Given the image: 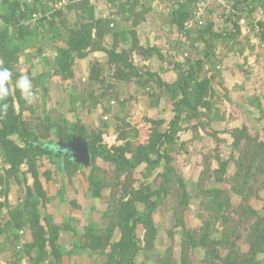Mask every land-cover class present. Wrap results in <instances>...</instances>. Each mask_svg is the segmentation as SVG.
<instances>
[{
  "label": "trees",
  "instance_id": "1",
  "mask_svg": "<svg viewBox=\"0 0 264 264\" xmlns=\"http://www.w3.org/2000/svg\"><path fill=\"white\" fill-rule=\"evenodd\" d=\"M103 1L110 10L108 16L100 15L90 0H0V63L13 73L11 94L0 101L9 105L7 114L0 115V255L10 253L9 264L25 260L28 264H65L66 256L83 255L92 264H264V207L262 211L253 205L256 200L264 202V121L248 112L254 123L251 128H214L228 122L220 105L224 98L232 101L223 80L225 60L235 54L243 57V65L238 66L241 71L252 58L264 68V53L255 55L263 45L255 48L250 42L254 35L264 43V20L255 16L258 11L264 13V0H223L224 12L221 5L206 0ZM156 2L168 4L164 22L177 31V60L160 45L142 44L139 29ZM242 18L245 28L238 25ZM47 46L55 53L51 58L43 57ZM222 47L226 51L220 56ZM29 50L43 57L49 68L34 78L28 73L35 88L43 87V97L51 76L70 80L78 60L90 53L107 57L104 64L96 61L91 66L88 81L97 89L81 101L95 107L103 102L117 104L115 121L123 115L124 128L117 127L115 144L104 142L110 128L106 122L103 131H90L81 120L53 117L44 102L40 113L37 106L26 103L16 81L21 76L20 56ZM154 60L161 63L158 70L150 66ZM169 72L175 74L172 81L164 79ZM243 76L249 79L252 73ZM120 84L127 86V94L134 86L137 95L147 98L150 110L162 103L172 106L168 127H164L165 119L146 118L150 128L142 142L140 130L125 115L132 95L122 97ZM246 101L264 114L260 99ZM75 103L72 99L74 107ZM102 113L111 114L112 107ZM188 133L191 140H181ZM74 136L88 143L89 167L78 164L59 146ZM204 138L216 146L202 152L200 177L189 190L175 165L176 157L188 158L193 154L191 147ZM228 144L231 154L226 160L221 148ZM43 158L61 179L62 188L55 196L44 188L43 180L49 183L54 178L51 169L41 172ZM142 166L138 180L135 174ZM231 167L233 174H229ZM87 169L84 198L105 207L101 220L92 217L82 228L73 215L56 222L57 208L49 210L54 203L83 211L79 199L68 200L65 192L68 183L78 195L79 175ZM13 190L17 193L14 202ZM231 195L240 198L238 204ZM193 198L200 199L196 217L201 224L195 228L185 218ZM170 199L174 226L169 236L171 240L176 233L180 236L179 258L173 246L156 250L155 217L168 208ZM63 235L69 236L70 248L60 243ZM140 255L144 263L138 262Z\"/></svg>",
  "mask_w": 264,
  "mask_h": 264
},
{
  "label": "rangeland",
  "instance_id": "2",
  "mask_svg": "<svg viewBox=\"0 0 264 264\" xmlns=\"http://www.w3.org/2000/svg\"><path fill=\"white\" fill-rule=\"evenodd\" d=\"M92 3L97 4V10L100 15L102 16H108L110 13L109 7L103 0H90ZM212 4V3H211ZM167 5V6H166ZM215 5V4H212ZM153 10L150 12L148 16V20L146 23H144L141 28L139 29V34H141V41L142 44L149 43L151 45H160L165 50L170 51V55L175 56L174 60H177V45H174L177 42V31L175 28H172L169 24L164 22V17H166V11L168 9V4L162 2H156L153 5ZM222 12V9H220ZM219 10V11H220ZM70 19L74 20L75 15L71 13ZM256 18L258 20L262 19L264 20V13L262 11H258L255 14ZM244 38V35H242ZM243 38H240V41L242 44L245 43V40ZM254 41L255 48L258 46L263 45V50H259L258 53L255 52V55L264 53V43H261L259 40L256 41L255 38H250V41ZM221 44H218V47ZM173 49V50H171ZM220 56L225 53L226 49L224 47L220 48ZM35 50H29L25 51L23 55L20 56V60L18 63V71L21 73V75H31V77H36L37 74L41 72H48L49 68L45 67V63L43 62V57L45 58H51L54 56V51L50 49L48 46L45 48L44 56L41 58L40 56L36 55ZM30 58V60H29ZM171 58V57H170ZM182 57H178V59H181ZM107 57L103 55L102 53H90L88 58L85 60H78L75 65V74L74 77L70 80H63L61 77L57 76H51V78L45 82V89L47 90V94L43 97V87L37 86L35 88L34 86V92L36 94V99L33 101L34 106H37L36 110L38 113L42 111L41 106L42 102L46 103V108L48 111L52 112L50 114L54 116L60 115L62 117L67 118L68 120H71V122L76 121V119L81 120L83 124L90 129V131H103V122H106L110 127L106 134L104 135V142H106L108 145H113L116 143L117 139V127L124 128V121H121L123 118V115L118 116L120 118L115 121L114 114L116 113V110L118 109L117 104L111 105L109 102H103L100 103L101 105L98 107L93 106V103L86 102L82 103L81 98L86 100V97L88 93L91 90L97 89L96 86L90 84L88 81L89 78V72L90 68L93 65L94 62L99 61L100 63L104 64ZM254 60V59H251ZM251 60L249 62H251ZM136 61L140 63V59L136 58ZM225 66L223 68V80L225 83V80H231L228 82V85L230 88H232V91H228V97L232 100L231 103L227 99L223 100L222 105H220V108L222 110H225L227 112V116H230L228 118L227 123H221L216 124L214 128L219 131H223L224 129L230 128H237L241 126H247L248 128H251L254 123L251 122L248 112H252L253 118L255 119H263L264 121V114L259 113L257 110L249 107L248 102L246 101V98H252L256 97L260 99L261 104L264 108V68L258 66L255 63H248L245 66H242V71L238 68V66L243 65V57H239L238 55L232 54L225 60ZM239 64V65H238ZM150 66L154 68L155 70H158L161 66V63H159L157 60H154ZM239 69L238 71L236 68ZM246 69H245V68ZM247 74V72L252 73L251 78L247 79L245 76H240V73ZM233 73L235 74L234 77ZM168 76H172L175 78V74L173 72L167 73ZM236 74H238L236 76ZM228 78V79H227ZM234 79V80H233ZM174 80V79H171ZM236 80H239L240 82H243V84L238 83ZM236 84L237 87H234L233 85ZM244 86V88H243ZM119 92H121L122 97H126L125 95H128L127 97H130V94L132 97L130 98V101L127 106V110L125 115L128 116V121L131 122L132 126L136 127L138 130H140V140L143 142L146 140L148 130L150 128V125L145 122L148 119H165L166 125L165 128L168 127L169 122L173 118L172 114V106L166 103H162L160 108L155 110H150L147 107V98L143 97V95L139 96L135 93L134 86L130 88L129 92L130 94H127L125 91L127 90V86L120 84L118 87ZM217 90H219V87L217 85ZM225 92V90H223ZM125 94V95H124ZM221 94L224 95V93L221 91ZM72 99L75 103V107L72 104ZM239 104V105H237ZM242 106V107H240ZM244 106L246 108H244ZM112 107V113L105 115L102 113V110L105 108H111ZM56 111V112H55ZM117 114V113H116ZM128 114V115H127ZM28 116V115H26ZM259 124V123H255ZM204 137V136H203ZM224 138L228 140V142L231 141L229 135H223ZM192 138V134H183L181 136V140L189 141ZM196 147H191L192 153L187 158L185 156L176 157L175 165L179 171L184 175L185 179L188 181V189L191 190L195 187V183L198 181L200 177V173L202 171V152H207L209 149H212L216 146V143L212 141L211 139L204 138L201 139L200 142H197L194 144ZM192 145V146H194ZM194 149V150H193ZM222 150V156L228 160L229 156L231 154V148L228 146H224L221 148ZM42 168L41 172H45L47 169L52 170L53 178L54 180L52 182L47 183L45 180H43L44 188L47 191L48 195L55 196V193H58L59 190L62 188L61 179L60 176L57 173H54L55 167L50 164V162L43 158L41 160ZM103 168L108 169L106 165H103L101 163L100 165ZM144 166L139 168L136 172V178L138 180H141V174L144 170ZM234 168L231 167L229 170V174H233ZM89 173V170L80 173V182H78V188L79 192L78 195L72 193V188L68 183H66V199L72 200L78 198L79 202L83 208V211L76 212L71 209V206L68 204H62V203H54V207H49V210L53 212L55 208H58L59 212L57 216V222H61L64 219H67L70 216H77L78 219H80L81 228L83 225L86 224V222L93 217L96 221H100L102 217V213L105 210V207L100 205L99 203H96L94 200H88L84 198V192H86L88 188V183L86 182V175ZM221 189L223 188H230L229 185L226 184H217L215 185ZM14 191V190H13ZM17 193L14 191L12 195V201L14 202L16 199ZM264 196V194H263ZM232 200L235 204H238L240 198L236 197L235 195H231ZM61 202V201H60ZM50 204V203H49ZM47 204V206H49ZM173 205V201L170 199L168 202V208L163 209L159 212V214L155 217L156 224L158 227V237L156 241V250L159 252L165 251L168 247L173 246L174 253L176 258H179L180 256V236L176 235L174 236V239L171 240L169 236V231L173 230L174 226V219H173V212L171 211ZM199 205H200V199L193 198L191 201L189 210L185 214L186 222L189 227L195 228L200 226L201 222L196 217L199 212ZM253 205L258 209L263 211L264 202L262 201H253ZM95 206V207H94ZM99 206V208H98ZM91 208H94L91 210ZM85 209V210H84ZM104 209V210H103ZM264 212V211H263ZM77 214V215H75ZM177 232V230H175ZM139 235H142L139 231ZM60 243L63 245H66V247H69L70 238L67 235H63L60 239ZM70 248V247H69ZM154 255V254H153ZM11 254H2L0 255V264H9V261L11 260ZM138 262L144 263L145 258L143 255H140L138 258ZM65 264H92L91 260L87 258V256L83 255L82 257L78 256H72L70 259H64ZM23 264H28L25 260Z\"/></svg>",
  "mask_w": 264,
  "mask_h": 264
},
{
  "label": "clouds",
  "instance_id": "3",
  "mask_svg": "<svg viewBox=\"0 0 264 264\" xmlns=\"http://www.w3.org/2000/svg\"><path fill=\"white\" fill-rule=\"evenodd\" d=\"M13 73L7 67L0 63V101L5 100L10 94V83ZM16 87L20 89L22 98L26 103L31 104L36 99L33 89L32 80L28 75H21L16 81ZM9 105L7 103L0 104V115H6Z\"/></svg>",
  "mask_w": 264,
  "mask_h": 264
},
{
  "label": "water",
  "instance_id": "4",
  "mask_svg": "<svg viewBox=\"0 0 264 264\" xmlns=\"http://www.w3.org/2000/svg\"><path fill=\"white\" fill-rule=\"evenodd\" d=\"M61 149L68 151L73 159L84 167L90 166V153L88 143L81 136H74L68 143L59 142Z\"/></svg>",
  "mask_w": 264,
  "mask_h": 264
},
{
  "label": "crops",
  "instance_id": "5",
  "mask_svg": "<svg viewBox=\"0 0 264 264\" xmlns=\"http://www.w3.org/2000/svg\"><path fill=\"white\" fill-rule=\"evenodd\" d=\"M252 59H254V58H252ZM251 60V59H250ZM249 60V61H250ZM148 62H146V64H147ZM248 63H254V60H251V62H248ZM256 64V63H255ZM236 68V67H235ZM246 69V68H245ZM236 70L238 71V69L236 68ZM234 73H233V76H231V77H234ZM238 74H236V76H237ZM223 76H224V74H223ZM240 76H243V73H240ZM234 78H236V77H234ZM164 79L165 80H167V81H172L171 79H175L174 77H172V76H168V74H165V76H164ZM228 79V78H227ZM234 80V79H233ZM231 80H225V87L228 89V91H232L233 89L232 88H230L229 87V85H228V82H230ZM238 83H241V84H243V82H240L239 80H236ZM234 87H237L236 86V84H234L233 85ZM230 116H228V118H229ZM13 198L11 197V200H12ZM57 212H59V210H58V208H57ZM56 218H57V216H58V213H56ZM55 221L57 222V219H55ZM70 258H72V256H66L65 257V259H70Z\"/></svg>",
  "mask_w": 264,
  "mask_h": 264
},
{
  "label": "built area",
  "instance_id": "6",
  "mask_svg": "<svg viewBox=\"0 0 264 264\" xmlns=\"http://www.w3.org/2000/svg\"><path fill=\"white\" fill-rule=\"evenodd\" d=\"M208 3H212V2H214V3H217L218 5H221L222 7H223V5H224V1L223 0H206ZM205 6L206 5H204L203 6V8L201 9V10H204L205 9ZM224 10H225V8L223 7V12H224ZM223 12H220V13H223ZM228 12H230L229 10H228ZM201 24H202V22H201ZM238 25L240 26V27H244L245 28V26H246V20L244 19V18H242L241 20H239V22H238ZM247 35V33L244 31V36H246ZM250 38H255V40L256 41H258V39L256 38V37H254V35H250ZM250 42H252V43H255L253 40L252 41H250ZM255 45V44H254Z\"/></svg>",
  "mask_w": 264,
  "mask_h": 264
}]
</instances>
